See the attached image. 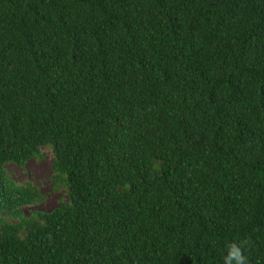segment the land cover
Masks as SVG:
<instances>
[{
	"label": "trees",
	"instance_id": "trees-1",
	"mask_svg": "<svg viewBox=\"0 0 264 264\" xmlns=\"http://www.w3.org/2000/svg\"><path fill=\"white\" fill-rule=\"evenodd\" d=\"M50 149L51 210L5 168ZM264 264V0H0V264Z\"/></svg>",
	"mask_w": 264,
	"mask_h": 264
},
{
	"label": "rangeland",
	"instance_id": "rangeland-1",
	"mask_svg": "<svg viewBox=\"0 0 264 264\" xmlns=\"http://www.w3.org/2000/svg\"><path fill=\"white\" fill-rule=\"evenodd\" d=\"M40 150L43 152V156L29 159L23 167H17L11 163L5 164L7 172L14 181L30 182L42 195V199L37 203L22 207V212L25 215L33 210H51L59 203V199L65 196L62 188L53 187L49 179L52 161L50 149L41 147Z\"/></svg>",
	"mask_w": 264,
	"mask_h": 264
},
{
	"label": "clouds",
	"instance_id": "clouds-1",
	"mask_svg": "<svg viewBox=\"0 0 264 264\" xmlns=\"http://www.w3.org/2000/svg\"><path fill=\"white\" fill-rule=\"evenodd\" d=\"M251 244L249 240L230 241L225 248L223 256V264H249L248 245Z\"/></svg>",
	"mask_w": 264,
	"mask_h": 264
}]
</instances>
